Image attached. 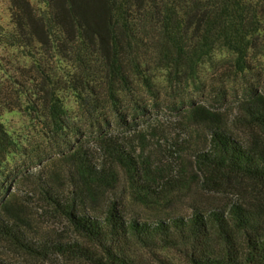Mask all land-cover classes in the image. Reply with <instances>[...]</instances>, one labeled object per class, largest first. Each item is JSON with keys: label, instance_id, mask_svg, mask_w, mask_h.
Listing matches in <instances>:
<instances>
[{"label": "trees", "instance_id": "obj_1", "mask_svg": "<svg viewBox=\"0 0 264 264\" xmlns=\"http://www.w3.org/2000/svg\"><path fill=\"white\" fill-rule=\"evenodd\" d=\"M39 3L7 0L9 26L2 41L10 54H16L0 73V112L20 108L23 103L32 106L44 117L55 142L66 147L60 162L63 173L37 174L34 184L49 212L64 216L87 243L37 241L27 234L20 209L11 202L9 187L14 175L3 163L14 141L1 121L0 238L31 255L54 250L89 264H176L155 252L168 247L180 252L179 264H264V226L239 200L224 208L214 206L206 212L193 208L186 216L152 220L124 216L116 201H108L102 210L93 207L90 200L108 183L110 164L124 166L145 188L149 177L139 175L132 149L114 132L101 129L98 133L101 160H95L80 142L75 143L78 126L64 116L53 90L55 83H71L87 97L93 113L107 100H114L115 90H129L135 77H142L153 65L182 67L184 71L192 59L206 54L215 43L241 58L248 49L264 45V0ZM59 59L65 61L66 68L56 80ZM240 103L239 120L255 140L234 138L216 117L213 119L214 112L201 104L190 105L186 113L204 124L213 148L232 170L264 181V93L251 91ZM110 111L117 118L123 113L115 105ZM91 118L90 122L101 127L109 121L106 116ZM197 156L206 155L201 151ZM133 244L145 247L152 262L138 259ZM0 264L11 263L0 258Z\"/></svg>", "mask_w": 264, "mask_h": 264}, {"label": "rangeland", "instance_id": "obj_2", "mask_svg": "<svg viewBox=\"0 0 264 264\" xmlns=\"http://www.w3.org/2000/svg\"><path fill=\"white\" fill-rule=\"evenodd\" d=\"M30 1L34 6L40 4L39 0ZM8 26L7 0H0V73L16 54H10L2 41ZM57 65L61 69L54 75L56 80L64 75L66 63L59 59ZM143 72L142 77H135L129 90H115L114 100H107L93 113L89 112L87 97L71 83L54 84L64 116L78 126L75 143L80 142L95 160H101L98 133L101 129L114 132L132 149L139 175L149 177L146 189L124 166L110 164L108 183L93 195L90 204L102 210L108 201H116L124 216L152 220L186 216L193 208L202 212L214 206L224 208L239 200L264 226V181L232 170L213 148L204 124L186 113L190 105L201 104L214 112L213 119L216 117L234 138L255 140L239 120L240 102L251 91L264 93V45L259 43L238 58L227 46L215 43L206 54L192 59L184 71L182 67L153 65ZM113 105L123 112L120 118L110 111ZM25 106L23 103L20 108L0 112V121L14 141L3 163L14 175L9 187L11 202L19 207L33 240L74 239L87 243L64 216L49 212L39 198L35 175L44 176L54 170L60 176L62 150L66 147L51 137L44 117L32 106ZM94 116H106L109 121L103 127L97 126L90 122ZM201 151L206 156L198 157ZM131 248L138 259L152 262L153 256L145 247L133 244ZM155 252L173 263L182 262L175 248H158ZM0 258L11 264H89L83 258L54 250L31 255L4 238H0Z\"/></svg>", "mask_w": 264, "mask_h": 264}]
</instances>
